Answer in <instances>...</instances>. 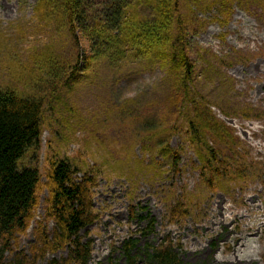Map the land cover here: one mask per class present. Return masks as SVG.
I'll use <instances>...</instances> for the list:
<instances>
[{
  "label": "rangeland",
  "instance_id": "rangeland-1",
  "mask_svg": "<svg viewBox=\"0 0 264 264\" xmlns=\"http://www.w3.org/2000/svg\"><path fill=\"white\" fill-rule=\"evenodd\" d=\"M36 1L0 0V90L38 94L44 104L39 147L28 151L22 165L42 172L48 160L67 159L83 170L94 165L87 142L99 153L101 143L116 161H124L134 144L132 158L148 163L150 155L142 152L144 143L142 137H136L138 132L146 120L170 124L169 112L177 108L166 99L170 93L163 83V72L156 67L127 68L115 75L92 65L71 88L51 95L44 83L34 86L23 82L35 57L49 46L61 59L73 54L64 31L36 17ZM94 16L91 12L90 18ZM188 40L195 76L202 81L200 97L208 100L209 92L238 110L249 108L257 115L245 120L238 111L226 117L211 108L246 154L248 180L246 177L242 189L235 186L227 194L212 192L200 198L197 161L182 135L170 140L171 148L179 153L178 171L166 172L167 164L157 157L164 166L160 178H140L132 185L99 167L93 192V211L98 219L82 232L91 243L88 264H126L125 245L133 243L131 255H140L147 246L156 248L167 239L176 246L182 264H264V12L250 3L247 8L233 7L227 21L219 15V7L195 13ZM85 51L87 54L86 46ZM82 54L79 52V57L83 58ZM81 62L85 67V61ZM209 68L216 75L206 80L205 70L213 71ZM226 79L232 91L220 89ZM205 85L210 87L208 92ZM128 99L136 102L122 112L120 106ZM179 202L188 216L172 221L169 212ZM130 209L136 219L130 218ZM37 215L43 216L42 205ZM33 226L19 239V251L27 253L33 243ZM48 227L51 230L53 225ZM65 254L58 252L47 259Z\"/></svg>",
  "mask_w": 264,
  "mask_h": 264
},
{
  "label": "trees",
  "instance_id": "trees-1",
  "mask_svg": "<svg viewBox=\"0 0 264 264\" xmlns=\"http://www.w3.org/2000/svg\"><path fill=\"white\" fill-rule=\"evenodd\" d=\"M90 1H36V17L59 26L73 54L64 60L49 46L46 52L35 57V64L23 76V82L34 86L44 83L46 93L51 95L61 88H71L88 66L98 68L100 65L115 75L127 68L156 67L164 74L163 83L170 93L166 99L176 103V111L169 112L170 124L166 125L164 120L155 123L146 120L142 133L138 132L136 137H142L144 143L142 152L150 155L148 163L132 158L134 144L129 147L124 161H116L101 143L102 153H99L93 152L89 148L91 143L87 142L93 166L80 170L67 159L48 160L39 172L36 168L24 167L22 162L29 150L39 147L42 97L23 95L9 88L0 90V264H88L91 243L85 240L82 232L98 219L93 211V192L101 172L99 167L108 175L125 179L132 185L140 178H160L164 174L163 163L167 164L166 172L178 171L179 153L170 146L171 138L176 135H182L196 158L200 198L212 192L227 194L235 186L242 189L248 180L246 154L239 149L232 131L211 108H217L226 117L238 111L245 120L257 115L249 108L236 109L225 98L212 97L206 89H210L208 85L204 90L209 99L200 97L202 81L195 76L196 66L191 60L188 37L195 13L219 7V15L227 21L233 7L247 8L252 3L264 12V0ZM91 12L95 13L93 19ZM79 52L84 59L79 57ZM215 75L214 70H205L206 80ZM219 87L232 91L227 79ZM135 102L126 100L120 106L121 111L130 110L129 106ZM157 157L162 159V164ZM41 205L43 216L39 217L37 212ZM185 208L182 202L176 203L169 212L170 219L187 217ZM130 214V218L136 219L132 209ZM32 224L34 241L27 253L19 251V239ZM51 224L53 227L49 230ZM152 224L150 222L149 231ZM132 246L133 243L124 246L126 264L139 261L141 264H182L175 253L176 246L169 239L156 248L147 246L140 255H131ZM58 252L66 254L58 259H47Z\"/></svg>",
  "mask_w": 264,
  "mask_h": 264
}]
</instances>
